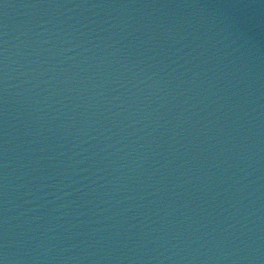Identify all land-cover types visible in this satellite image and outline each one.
I'll return each mask as SVG.
<instances>
[{"label":"water","instance_id":"1","mask_svg":"<svg viewBox=\"0 0 264 264\" xmlns=\"http://www.w3.org/2000/svg\"><path fill=\"white\" fill-rule=\"evenodd\" d=\"M0 264H264V0H0Z\"/></svg>","mask_w":264,"mask_h":264}]
</instances>
